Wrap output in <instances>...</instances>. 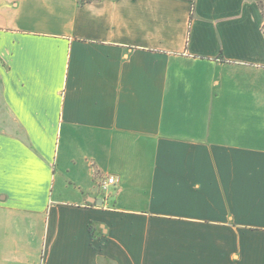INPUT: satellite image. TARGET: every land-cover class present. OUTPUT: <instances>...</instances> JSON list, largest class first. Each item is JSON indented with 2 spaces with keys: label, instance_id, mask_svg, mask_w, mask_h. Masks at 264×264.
<instances>
[{
  "label": "crops",
  "instance_id": "0c3cea01",
  "mask_svg": "<svg viewBox=\"0 0 264 264\" xmlns=\"http://www.w3.org/2000/svg\"><path fill=\"white\" fill-rule=\"evenodd\" d=\"M259 1L0 0V264H264Z\"/></svg>",
  "mask_w": 264,
  "mask_h": 264
},
{
  "label": "trees",
  "instance_id": "16d2710c",
  "mask_svg": "<svg viewBox=\"0 0 264 264\" xmlns=\"http://www.w3.org/2000/svg\"><path fill=\"white\" fill-rule=\"evenodd\" d=\"M80 4L84 5V4H87V3H93V2H97L99 0H78ZM259 5H260V8L262 10V14L264 16V4L262 1H259ZM192 17H193V14H192ZM263 33H264V26H263Z\"/></svg>",
  "mask_w": 264,
  "mask_h": 264
},
{
  "label": "built area",
  "instance_id": "2783aa9c",
  "mask_svg": "<svg viewBox=\"0 0 264 264\" xmlns=\"http://www.w3.org/2000/svg\"><path fill=\"white\" fill-rule=\"evenodd\" d=\"M115 183H116L115 178L114 177H110L106 181H104V183L102 184V188H103V190H107V188L110 185L115 184Z\"/></svg>",
  "mask_w": 264,
  "mask_h": 264
},
{
  "label": "water",
  "instance_id": "95a60500",
  "mask_svg": "<svg viewBox=\"0 0 264 264\" xmlns=\"http://www.w3.org/2000/svg\"><path fill=\"white\" fill-rule=\"evenodd\" d=\"M92 202H97L98 204H103V200H101V199H98V200H91Z\"/></svg>",
  "mask_w": 264,
  "mask_h": 264
}]
</instances>
